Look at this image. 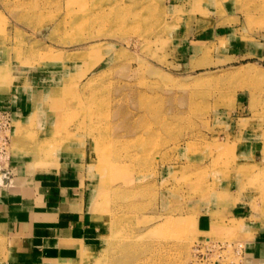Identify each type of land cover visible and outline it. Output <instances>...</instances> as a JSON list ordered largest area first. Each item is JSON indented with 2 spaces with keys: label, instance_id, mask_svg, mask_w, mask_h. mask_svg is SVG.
<instances>
[{
  "label": "rangeland",
  "instance_id": "rangeland-1",
  "mask_svg": "<svg viewBox=\"0 0 264 264\" xmlns=\"http://www.w3.org/2000/svg\"><path fill=\"white\" fill-rule=\"evenodd\" d=\"M0 100L22 115L0 188L18 162L67 165L104 224L51 264H247L264 229V0H0ZM10 206L0 264H23Z\"/></svg>",
  "mask_w": 264,
  "mask_h": 264
},
{
  "label": "crops",
  "instance_id": "crops-1",
  "mask_svg": "<svg viewBox=\"0 0 264 264\" xmlns=\"http://www.w3.org/2000/svg\"><path fill=\"white\" fill-rule=\"evenodd\" d=\"M12 106L16 121L22 116L21 110L18 103ZM17 164L20 175L15 177L12 188H0V202L11 204L8 216L18 219L9 225L15 247L13 259L18 255L25 260L23 264H51L78 258L89 245L87 241L101 235L97 231L104 224L88 216L79 182L70 176L72 170L66 165L31 175L32 162ZM243 213L235 209L229 215ZM261 230L248 243L247 264H264V229Z\"/></svg>",
  "mask_w": 264,
  "mask_h": 264
},
{
  "label": "built area",
  "instance_id": "built-area-1",
  "mask_svg": "<svg viewBox=\"0 0 264 264\" xmlns=\"http://www.w3.org/2000/svg\"><path fill=\"white\" fill-rule=\"evenodd\" d=\"M13 125L14 118L12 112L0 107V160L7 156Z\"/></svg>",
  "mask_w": 264,
  "mask_h": 264
},
{
  "label": "bare ground",
  "instance_id": "bare-ground-1",
  "mask_svg": "<svg viewBox=\"0 0 264 264\" xmlns=\"http://www.w3.org/2000/svg\"><path fill=\"white\" fill-rule=\"evenodd\" d=\"M2 180H3V179H2V175H1V172H0V183L2 182Z\"/></svg>",
  "mask_w": 264,
  "mask_h": 264
}]
</instances>
